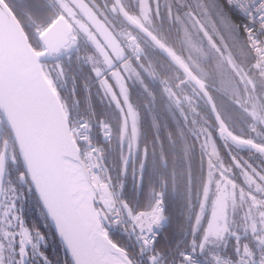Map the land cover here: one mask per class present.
I'll return each mask as SVG.
<instances>
[{"label":"trees","instance_id":"trees-1","mask_svg":"<svg viewBox=\"0 0 264 264\" xmlns=\"http://www.w3.org/2000/svg\"><path fill=\"white\" fill-rule=\"evenodd\" d=\"M5 1L36 50L43 49L39 34L59 15H64L72 22L70 8L63 6V2L75 9L77 6L76 1L73 4L71 0ZM78 1L92 3L97 12L103 11L106 18H111L117 24V32L124 26L141 40V61L133 59L132 62L139 70L144 87L137 82L128 83L130 101L138 116L135 137L132 134L125 135L122 110L100 84L99 78L103 75H97L88 61L87 56L94 51L88 43L79 40L70 56L45 61L43 67L59 93L71 126L78 119L89 118L92 111L97 118L110 125L113 136L103 144L102 156L117 200L139 214L149 211L156 197L162 196L165 205L164 226L160 237L149 248V254H154L156 264H177L183 251H194L205 257L216 253L235 254L238 244L235 238L225 249L214 254L209 250L199 251L194 244L198 237L195 225L207 178L210 173H214V177L221 175L223 170L230 179L241 184L243 190H250L264 198V155L226 136L219 138V126L205 95L142 32L125 22L117 10L114 11L113 0ZM211 1H219L224 6L238 24L240 39L247 43L239 17L228 10L223 0ZM120 2L129 15L140 20L173 53V47L182 45L181 21L184 16H190L196 22L199 18L193 11V0H149L147 18L140 14V0ZM211 45L217 50L216 46ZM248 49L255 59L249 45ZM195 56L200 68L209 71L206 78L196 67L184 65L207 88L229 132L263 146V134L250 130L251 119L246 110L232 94L218 87L216 78H222L224 71L221 61L218 58L207 59L198 47ZM145 65L150 67L152 77L142 68ZM186 95L193 100H187ZM6 133L10 139L1 157L6 155V166L14 168L22 161L7 125ZM11 144L13 154L9 159L6 152ZM260 207L253 206L254 209ZM263 233L264 230L257 235ZM247 239L251 242L250 248L256 246L250 234Z\"/></svg>","mask_w":264,"mask_h":264},{"label":"rangeland","instance_id":"rangeland-1","mask_svg":"<svg viewBox=\"0 0 264 264\" xmlns=\"http://www.w3.org/2000/svg\"><path fill=\"white\" fill-rule=\"evenodd\" d=\"M71 1L73 4L76 1V9L66 2H63V6L70 8L69 14L72 18L70 23L77 35V44L79 40H84L94 49L87 59L96 74L103 75L99 78L100 84L107 89L110 97L122 110L125 135L132 134L135 137L138 116L130 101L128 83L137 82L144 87L139 70L132 62L133 59L141 61L143 54L141 40L124 26L117 32V24L111 18H106L103 11L97 12L92 3ZM139 6L140 14L147 18L149 0H140ZM193 8L196 16L199 17L198 20L213 39L217 50L200 30L198 21L190 16H184L181 21L182 45L180 44L179 48L173 47L172 51L185 65L196 67L203 78L208 76L209 71L200 68L195 56L196 47L201 48L207 59L218 58L221 61L224 71L221 74V81L216 78L218 87L220 89L223 87L229 95L232 94L246 110L251 119L250 130L254 133L262 132L261 144L264 146V93L260 83L258 63L253 59L247 43L240 39L238 24L219 1L193 0ZM113 9L117 10L115 5ZM221 66L219 64V68ZM142 68L151 76L150 67L145 65ZM90 87L91 85L89 91ZM186 99L193 100L188 95ZM200 100H203L202 97ZM9 139L6 122L0 113V157ZM12 151L11 144L6 152L9 159L12 158ZM253 206L262 207L254 209ZM262 230H264V198L250 190H243L241 184L230 179L223 170L221 175L217 174L216 177L214 173H210L195 225V234L198 237L194 244L197 249L209 250L214 254L225 249L235 238V242H238L237 248L243 247L251 252L249 247L251 242L247 236L250 234L251 240L256 243L261 236L257 234ZM243 239L245 241H242Z\"/></svg>","mask_w":264,"mask_h":264},{"label":"snow or ice","instance_id":"snow-or-ice-1","mask_svg":"<svg viewBox=\"0 0 264 264\" xmlns=\"http://www.w3.org/2000/svg\"><path fill=\"white\" fill-rule=\"evenodd\" d=\"M150 223L98 175L0 162V264H156Z\"/></svg>","mask_w":264,"mask_h":264},{"label":"water","instance_id":"water-1","mask_svg":"<svg viewBox=\"0 0 264 264\" xmlns=\"http://www.w3.org/2000/svg\"><path fill=\"white\" fill-rule=\"evenodd\" d=\"M121 17L142 32L148 40L172 61L206 97L219 126V138L253 148L264 155V147L247 139L234 136L223 123L214 101L201 81L145 26L129 15L120 0H113ZM198 24L211 44L215 43L206 28ZM76 37L70 21L59 15L39 34L43 45L36 50L19 19L5 0H0V113L16 142L21 161L39 159L54 180H61L67 168L66 159L81 164V148L75 139L64 104L53 81L47 76L43 62L56 60L68 52L70 40ZM0 162L7 164L6 156Z\"/></svg>","mask_w":264,"mask_h":264},{"label":"built area","instance_id":"built-area-1","mask_svg":"<svg viewBox=\"0 0 264 264\" xmlns=\"http://www.w3.org/2000/svg\"><path fill=\"white\" fill-rule=\"evenodd\" d=\"M228 10L240 19L242 34L258 63V70L264 93V0H223ZM76 39L70 40L68 55L76 48ZM59 56V55H58ZM88 89V87H87ZM89 118L76 120L72 131L81 146V159L90 175L102 178L112 188L109 170L103 160V144L109 141L113 132L110 125L90 112ZM116 203L121 204L118 200ZM165 205L161 196H157L154 206L146 212H140L150 219L151 245L160 237L164 226ZM150 245V247H151ZM177 264H264V234L260 236L251 252L237 249L235 254L216 253L205 257L194 251H183Z\"/></svg>","mask_w":264,"mask_h":264},{"label":"bare ground","instance_id":"bare-ground-1","mask_svg":"<svg viewBox=\"0 0 264 264\" xmlns=\"http://www.w3.org/2000/svg\"><path fill=\"white\" fill-rule=\"evenodd\" d=\"M66 165L69 166L71 165L73 168H75L76 170L84 173L83 167L81 166V164L71 158H67L66 159ZM85 174V173H84Z\"/></svg>","mask_w":264,"mask_h":264},{"label":"flooded vegetation","instance_id":"flooded-vegetation-1","mask_svg":"<svg viewBox=\"0 0 264 264\" xmlns=\"http://www.w3.org/2000/svg\"><path fill=\"white\" fill-rule=\"evenodd\" d=\"M4 156H6V155H4Z\"/></svg>","mask_w":264,"mask_h":264}]
</instances>
